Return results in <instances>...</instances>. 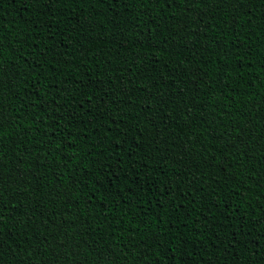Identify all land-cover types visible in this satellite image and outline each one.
<instances>
[{
  "label": "trees",
  "instance_id": "obj_1",
  "mask_svg": "<svg viewBox=\"0 0 264 264\" xmlns=\"http://www.w3.org/2000/svg\"><path fill=\"white\" fill-rule=\"evenodd\" d=\"M0 264H264V0H0Z\"/></svg>",
  "mask_w": 264,
  "mask_h": 264
}]
</instances>
